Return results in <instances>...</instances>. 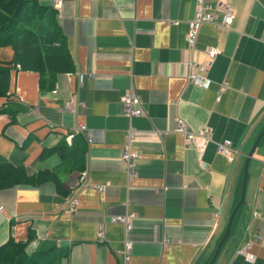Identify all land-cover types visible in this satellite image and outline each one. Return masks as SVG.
Listing matches in <instances>:
<instances>
[{
  "label": "crops",
  "instance_id": "crops-1",
  "mask_svg": "<svg viewBox=\"0 0 264 264\" xmlns=\"http://www.w3.org/2000/svg\"><path fill=\"white\" fill-rule=\"evenodd\" d=\"M37 1L55 9L73 69L20 70L11 47H0V63L10 66L0 158L59 183L0 189V245L25 241L27 255L44 251L52 264H203L239 200L246 154L264 128V0H227L230 27L202 24L192 49L185 36L196 0ZM203 2L219 20L216 0ZM209 48L219 50L213 59ZM190 60L204 85L188 81ZM126 92L138 98L139 114H125ZM68 100L72 112L63 110ZM3 108L18 110L13 120ZM178 118L191 131L207 125L213 141L228 139L236 152L227 158L211 141L198 154L176 132ZM79 123L101 138L88 143L72 129ZM126 130L134 132V177L121 159ZM71 196L78 197L73 210ZM128 213L134 217L124 232L110 218ZM125 238L131 250L123 263ZM248 241L251 258L237 253ZM219 250L213 264H264V139Z\"/></svg>",
  "mask_w": 264,
  "mask_h": 264
},
{
  "label": "trees",
  "instance_id": "trees-1",
  "mask_svg": "<svg viewBox=\"0 0 264 264\" xmlns=\"http://www.w3.org/2000/svg\"><path fill=\"white\" fill-rule=\"evenodd\" d=\"M9 46L12 49L13 66L17 64L20 70H32L38 73L44 71L62 72L72 70L69 52L65 38L56 20V11L49 5L40 4L37 0H0V47ZM10 66L0 63V97H9ZM11 120L17 109L3 108ZM264 139L259 138L258 144ZM58 180L50 174L40 173L36 177L26 175L22 165H12L0 158V189L11 187L25 181ZM238 194V193H237ZM238 200L235 198L234 205ZM242 203L236 209L231 220L229 234ZM227 239V238H226ZM217 239L216 243L218 242ZM222 243L221 247L225 244ZM25 241H14L9 238L0 245V264H52L53 257L44 251L27 255ZM220 251V250H219ZM213 251L203 264H207ZM218 255V254H217Z\"/></svg>",
  "mask_w": 264,
  "mask_h": 264
},
{
  "label": "built area",
  "instance_id": "built-area-1",
  "mask_svg": "<svg viewBox=\"0 0 264 264\" xmlns=\"http://www.w3.org/2000/svg\"><path fill=\"white\" fill-rule=\"evenodd\" d=\"M59 0H54V4L57 6ZM215 7L220 11V18L219 20H215V16L205 8V4L203 0H196V7L193 13V16L187 21V32H186V42L188 48L192 49L195 44V40L197 37V33L199 32V28L204 23H211L216 25L220 29L229 28L232 21L234 20L235 14L230 7V4L227 0H216L214 3ZM219 53L218 48H209L207 50V54L209 59H213ZM188 67L190 68L186 77L188 81L204 85L205 84V77L198 73V66H196L194 61L187 62ZM121 103L123 105V109L125 114L128 117L133 115L139 114L140 109L139 100L138 98L132 94L131 92H126L121 97ZM73 102L72 100H68L64 104V111L65 112H72L73 111ZM74 133H81L85 140L88 143L92 141L95 142L99 140L102 136L101 132H96L87 128L83 123L77 124L75 127L72 128ZM176 132L181 134L184 137V141L186 144L190 145L191 147L195 148L198 154H202L212 140L209 134L208 126H202L196 131H191L187 128L186 124L184 123L183 119H176ZM132 136H134L133 130H126L125 133V144L121 153V159L125 164L126 171L128 176L134 177L135 171L133 168V160L137 157L135 150L131 149L129 146V142L132 140ZM215 143L216 152L226 156L227 158H231V156L236 152V149L232 146L230 140L225 139L222 141H213ZM79 184L81 186H85L86 184V174L84 171L80 172L79 174ZM101 189V186H98ZM78 204V197L71 196L67 201V206L70 210H73L76 205ZM3 210V206L0 204V212ZM133 214H120L112 216V222L121 223L124 226L125 231L127 232L130 229L131 220L133 219ZM103 233L102 228H98L96 232V237L99 241L102 240ZM168 243V240H164L163 246ZM250 245V241L243 244L238 250L237 253L246 258L250 257L247 253V249ZM130 250H131V241L128 238H125L123 241V249L121 250V256L123 263L128 262L130 258Z\"/></svg>",
  "mask_w": 264,
  "mask_h": 264
},
{
  "label": "water",
  "instance_id": "water-1",
  "mask_svg": "<svg viewBox=\"0 0 264 264\" xmlns=\"http://www.w3.org/2000/svg\"><path fill=\"white\" fill-rule=\"evenodd\" d=\"M264 134V128L260 131V133L258 134L257 138L254 140L250 150L248 151V153L246 154V158H245V161H244V165H243V175H242V181H241V190H240V197H239V200L238 202L236 203V205L234 206L233 210L231 211L229 217H228V220H227V223H226V226H225V229L223 231V233L221 234L215 248H214V251H213V254L210 258V260L207 262V264H213L218 252H219V249H220V246L222 245V243L226 240L227 236H228V233H229V228H230V224H231V220L233 218V215L237 209V207L242 203L243 201V196H244V190H245V183H246V170H247V164H248V161L250 159V157H252V152H253V149L255 148L256 145H258V140L259 138L261 137V135Z\"/></svg>",
  "mask_w": 264,
  "mask_h": 264
}]
</instances>
